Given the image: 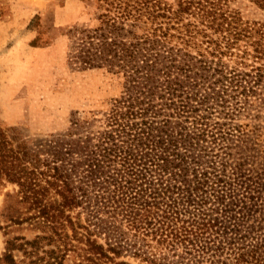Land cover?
I'll return each instance as SVG.
<instances>
[{
  "label": "trees",
  "instance_id": "1",
  "mask_svg": "<svg viewBox=\"0 0 264 264\" xmlns=\"http://www.w3.org/2000/svg\"><path fill=\"white\" fill-rule=\"evenodd\" d=\"M246 1L258 18L220 0H95L98 23L70 31V59L118 75L122 90L99 135L78 142L80 161L75 140L35 146L0 127V185H16L31 214L0 215L37 230L24 253L75 239L78 264H129L115 261L124 251L152 264H264V167L227 142L226 119L264 102V0Z\"/></svg>",
  "mask_w": 264,
  "mask_h": 264
},
{
  "label": "rangeland",
  "instance_id": "2",
  "mask_svg": "<svg viewBox=\"0 0 264 264\" xmlns=\"http://www.w3.org/2000/svg\"><path fill=\"white\" fill-rule=\"evenodd\" d=\"M220 7L238 9L246 20L258 16L246 0H220ZM98 11L95 0H0V127L13 129L35 146L57 136H64V142L75 140L73 155L80 161L78 142L85 135H99L106 113L122 90L118 75L105 69L81 71L70 59V31L81 25L95 26ZM226 123L227 128H236V135H227L232 154L245 158L246 166L254 170L264 167V102ZM16 190L14 184L0 185V214L7 206L11 215L25 219L31 214L17 203ZM95 204L92 198L90 208L96 209ZM69 213L76 221L78 207ZM122 229L127 230L126 223ZM36 233L27 219L17 224L6 213L0 215V264H78L75 239L77 248L66 252L58 240L33 247L35 254L24 253L20 244L31 241ZM14 238L15 245L8 252L6 241ZM25 249L30 251V246L25 244ZM6 252L11 258L4 257ZM115 261L152 264L127 251Z\"/></svg>",
  "mask_w": 264,
  "mask_h": 264
}]
</instances>
